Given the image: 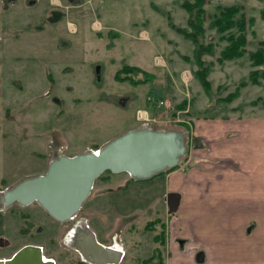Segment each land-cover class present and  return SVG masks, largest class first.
<instances>
[{"label": "rangeland", "instance_id": "1", "mask_svg": "<svg viewBox=\"0 0 264 264\" xmlns=\"http://www.w3.org/2000/svg\"><path fill=\"white\" fill-rule=\"evenodd\" d=\"M235 3L244 5L251 19L247 49H253L264 40L261 0H212L205 7L212 11L217 4ZM179 4L0 0V257L35 244L56 264H87L75 247L78 229L86 228L99 243L124 253L120 264H140L155 246L163 264L169 225L178 218L177 210L168 212L158 178L166 169L146 178L104 173L79 212L64 222L37 203L6 204L4 195L21 181L44 174L60 156L98 150L132 129L175 131L185 146L189 118L176 109L182 100L188 102L189 117H264L263 107L250 105L264 98V82L247 83L230 103L218 100L252 69L246 56L215 63L209 76L212 95L204 92L193 77L195 66L183 58L191 55V42L168 26L167 14L185 25ZM124 65L154 77L140 84L115 80ZM139 111L148 114L147 121L139 120ZM160 232L162 244L154 241ZM178 242L185 251L200 249L185 239Z\"/></svg>", "mask_w": 264, "mask_h": 264}, {"label": "crops", "instance_id": "2", "mask_svg": "<svg viewBox=\"0 0 264 264\" xmlns=\"http://www.w3.org/2000/svg\"><path fill=\"white\" fill-rule=\"evenodd\" d=\"M186 107L185 155L158 177L166 196L180 195L163 264H264V117H189Z\"/></svg>", "mask_w": 264, "mask_h": 264}, {"label": "water", "instance_id": "3", "mask_svg": "<svg viewBox=\"0 0 264 264\" xmlns=\"http://www.w3.org/2000/svg\"><path fill=\"white\" fill-rule=\"evenodd\" d=\"M98 150L97 155L91 152L73 157L60 156L50 163L43 175L26 179L8 190L4 202L11 204L17 201L28 205L34 201L41 204L52 218L64 222L80 208L95 179L104 172H124L132 177L146 178L176 166L186 148L175 131L132 129ZM166 202L168 212L174 213L178 209L180 195L170 192ZM78 245L80 249L84 246L92 253L96 251L97 255L91 261L93 264H118L120 261L121 252L117 249L96 248L84 240ZM17 256L21 259L17 264H51L39 259L37 249L30 245L20 248L10 260ZM10 260H0V264H9Z\"/></svg>", "mask_w": 264, "mask_h": 264}, {"label": "trees", "instance_id": "4", "mask_svg": "<svg viewBox=\"0 0 264 264\" xmlns=\"http://www.w3.org/2000/svg\"><path fill=\"white\" fill-rule=\"evenodd\" d=\"M211 1L180 0L179 6L186 13L184 26L175 24L169 14L166 17L168 26L191 42L192 53L190 56H183V58L195 66L192 71L193 77L200 83L208 96L212 95V81L209 76L214 70L215 63L222 65L228 61L247 57L252 68L248 75L240 80L234 91L218 99L221 102L230 103L239 97L240 88L247 83L261 86L264 82V40L256 41L254 48L248 50L247 28L251 19H247L244 5L238 3L217 4L212 11H208L205 6ZM261 1L263 6L259 10V16L264 20V0ZM138 74L141 77L134 78ZM153 77V74L130 65L122 66L114 75L115 80L129 81L132 84L146 83L151 81ZM187 103L186 100H182L176 109H184ZM250 105H259L264 108V98L254 99ZM180 165L178 163L165 171L177 169ZM104 173L111 172L106 171ZM104 173L97 177L94 182L102 178ZM154 241L162 244L163 233L160 232L155 235ZM140 264H162L159 246H155L152 254L142 259Z\"/></svg>", "mask_w": 264, "mask_h": 264}, {"label": "bare ground", "instance_id": "5", "mask_svg": "<svg viewBox=\"0 0 264 264\" xmlns=\"http://www.w3.org/2000/svg\"><path fill=\"white\" fill-rule=\"evenodd\" d=\"M98 151L99 150H93V151H91L92 153L94 152V154L95 155H97L98 154ZM91 152H86V153H91ZM86 153H81V154H86ZM79 155V154H78ZM63 156H65V155H63ZM76 156V155H75ZM65 157H70V156H65ZM71 157H73V156H71ZM43 175V174H42ZM38 176H41V175H38ZM35 177H37V176H35ZM34 178V177H33ZM29 179H32V178H29ZM23 181H26V179L25 180H23ZM23 181H21V182H23ZM19 184V183H18ZM17 184V185H18ZM16 186V185H15ZM92 187H93V184H92V186H91V188H90V191H91V189H92ZM90 191H89V193H90ZM9 192V191H8ZM89 193H88V195H89ZM88 195L86 196V198L84 199V201L87 199V197H88ZM83 201V202H84ZM83 202L81 203V205H80V208L73 214V215H71L66 221H69L70 219H73L74 218V216L79 212V210L81 209V206H82V204H83ZM14 203H18L17 201H14ZM32 203H37V202H31V203H29V204H32ZM18 204H20V203H18ZM28 204V205H29ZM42 209H44L43 207H42V205L41 204H39V203H37ZM20 205H22V204H20ZM22 206H26V205H22ZM45 210V209H44ZM46 211V210H45ZM80 241H85V242H88L89 243V245H90V243H91V245L92 244H94L95 245V247L96 248H100V249H105V247H108V246H105V245H103V244H101V243H99V241L97 240V237L95 236V234H93L90 230H87V231H84V235H83V238H80L79 239ZM83 246V245H82ZM82 249V251L84 252V255H86V257L89 259L88 261L89 262H91L92 261V259L93 258H95L96 257V255H97V253H96V251L94 252V253H92L91 251H89V250H86L85 248H84V246L81 248ZM99 255V254H98ZM19 260H21V259H19V257L17 256L15 259H13V260H10L8 263L9 264H17V263H19Z\"/></svg>", "mask_w": 264, "mask_h": 264}, {"label": "flooded vegetation", "instance_id": "6", "mask_svg": "<svg viewBox=\"0 0 264 264\" xmlns=\"http://www.w3.org/2000/svg\"><path fill=\"white\" fill-rule=\"evenodd\" d=\"M88 229H86V228H80V229H78V231H77V234H76V245H75V247H76V252L81 256V258H82V260L85 262V263H87V264H93V263H91V262H89L87 259H86V256L84 255V252L80 249V246L78 245V243H79V239L80 238H83V235H84V231H87ZM26 245H30V246H33V247H35L36 249H37V252H38V258L40 259L42 256L44 257V258H46V259H48L46 256H45V254H44V249H43V247H41V246H39V245H35V244H23L22 246H20L19 248H17L16 250H14L11 254H10V256H8V260H10L11 259V257L14 255V253H16L20 248H22V247H24V246H26ZM0 260H6V259H0ZM51 260V259H50ZM27 260L26 259H24V262H26ZM53 261V260H52ZM54 262V264H56V262L55 261H53Z\"/></svg>", "mask_w": 264, "mask_h": 264}, {"label": "built area", "instance_id": "7", "mask_svg": "<svg viewBox=\"0 0 264 264\" xmlns=\"http://www.w3.org/2000/svg\"><path fill=\"white\" fill-rule=\"evenodd\" d=\"M161 104H162V102H160ZM138 118H139V120H144V121H147V119H148V114L146 113V112H144V111H139L138 112ZM121 256H122V254H121ZM41 260L43 261V262H50L51 264H54V262L52 261V260H50V259H46V258H44L43 256L41 257Z\"/></svg>", "mask_w": 264, "mask_h": 264}]
</instances>
